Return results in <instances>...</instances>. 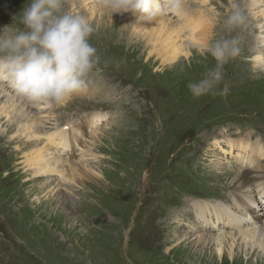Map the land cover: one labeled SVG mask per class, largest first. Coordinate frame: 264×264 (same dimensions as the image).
<instances>
[{
  "label": "rangeland",
  "instance_id": "obj_1",
  "mask_svg": "<svg viewBox=\"0 0 264 264\" xmlns=\"http://www.w3.org/2000/svg\"><path fill=\"white\" fill-rule=\"evenodd\" d=\"M254 1L237 0L247 22L231 33L243 36L242 51L224 66L220 87L229 85L226 97L209 93L194 98L187 83L182 82L189 60L183 56L175 69L164 70L157 55L149 57L152 47L144 50L143 45H138L139 38L143 41L138 32L147 21L137 24L138 16L131 11L120 12L123 18L118 22L124 20L129 29L124 30L122 38L117 37L122 25L117 21L111 25L110 18L104 24L109 27V38L103 39L97 31L92 34L90 43L100 60L85 78L82 93L77 91L60 104L50 102L51 108L42 110V102H30L12 90L17 106L26 103L28 107L31 103L35 115L45 120L43 132L52 133L70 121L79 123L93 111L101 116L100 123L106 112L109 123L89 132L83 147L84 164L101 170L105 177L100 183L96 179L76 185L62 183L60 177L54 176L56 180L47 188L58 187L59 195H64L57 199L43 197L42 177L30 178V166L25 163L30 148L25 139L18 143L0 134V264H233V258L240 260L236 264H264V252L257 247L246 248L240 238L232 258L227 250L220 255L216 242L204 244L208 237H200L205 234L218 236L223 231L236 233L240 229L205 228L188 204L206 200L215 206L233 207L235 195L228 189L241 187L232 176L247 172L240 169V162L232 155L219 150L222 145L227 151L233 150L229 144L232 139L241 145L239 149L245 148L239 138L251 136L252 141H264V81L263 85L260 81L264 80V45L260 43L264 19L254 18ZM29 3L30 0H0V33ZM89 4L88 11L81 12L83 6L77 0H65V10L94 18L98 13L92 16L89 8L94 4ZM183 4L189 15L203 14L209 19L205 32L209 43L225 34L222 22L228 0H183ZM257 5L264 9L260 3ZM165 17L182 23L175 14ZM140 32L146 33L147 29ZM153 34L158 35V30ZM187 34L184 30L181 38L190 44L192 58L197 54L190 59L199 62L197 66L205 73L216 62L212 59L208 63L210 59L199 56L201 51ZM157 46L161 47L160 42ZM141 50L144 52L139 54ZM249 50L262 54L258 66L254 65L256 56ZM234 78L238 79L232 83ZM97 90L104 93L100 98H90L89 93ZM7 98L0 95V105ZM86 118L81 137L91 129ZM5 124L6 118L1 129ZM82 141L79 139L78 145ZM77 152L79 157L81 151ZM261 163L264 168V161ZM45 178L50 179V174ZM247 183L239 192L242 197L251 195L249 189L257 185L250 179ZM37 196L43 200L34 199ZM235 207L242 219V208L239 204ZM263 208L264 204L256 213H262L264 219ZM181 220L184 223L180 225ZM194 224L196 227L191 228Z\"/></svg>",
  "mask_w": 264,
  "mask_h": 264
},
{
  "label": "bare ground",
  "instance_id": "obj_2",
  "mask_svg": "<svg viewBox=\"0 0 264 264\" xmlns=\"http://www.w3.org/2000/svg\"><path fill=\"white\" fill-rule=\"evenodd\" d=\"M77 1L79 6H83L81 12L88 11L86 7L90 5L89 3L97 5V7H94L93 5V8L90 7L89 9L91 10L92 16L94 15V13L98 14H95L94 18H88V20L96 28L97 32L103 34V39H106V37L109 38L110 36L109 32L106 30L109 29V27L104 26V24H106L105 20L107 18H110V20L112 19L111 25L115 24V21L122 25V27H119L118 30V39L119 37L122 38V36L124 35V30H129L127 28V25L124 23V20L118 22L119 19L123 18L122 14L120 13L121 11L115 12L111 7L105 6L103 0ZM257 2L264 6V0H255L252 5V8L255 7V13L253 14V16L255 19H258V17L264 19V9L257 8V6H259L257 5ZM186 6L187 5L185 3V7ZM186 11L183 9L182 12L177 15L179 16L178 19H180V22L182 23L173 22V19L169 21V18L165 17V15L154 20L147 21L146 26L138 32V35L142 37L143 41H141V38H139V40H137V43L140 46L143 45L144 50L152 47V49L149 50V57H152V55H157L156 60H161V64L164 66V70L166 69V67L175 69V64L180 60H184L182 58L183 56L185 57V60H189L190 70L188 68V73L186 72V76L182 79L183 83L188 84L191 81H197L201 79L204 75V72L202 73L201 67L197 66L199 62L191 61L190 58H192L193 56V50L190 44H185L184 39L181 38V34H183L185 30L186 32H188L186 36H189L192 42H194L196 45H200L201 47L209 44L206 39L207 34L205 33L206 27L208 25L207 20L209 21V19L206 18V16H204L203 14L197 17L193 16L192 14L189 15L188 13H186ZM80 13L78 12L76 14ZM134 15L138 16V14ZM185 15L186 18H184ZM136 21L139 25L143 22L142 20L137 19V17ZM210 26H213V24ZM144 29H147L146 33L140 32ZM155 30H158V35L154 36L153 32ZM116 31L117 30H115L114 32ZM241 33L243 35L245 34V32ZM240 37L243 36H239V38ZM155 38L159 40L155 41ZM158 42H160L161 47L157 46ZM260 43H263L264 45V35L260 38ZM144 50H141L139 54L143 53ZM248 52L256 56V58H254L256 60L254 62V65L258 66L257 62H262V54L258 53V51L257 53H254L253 50H249ZM198 55L206 57V59H210L208 60V63L212 62L213 58L210 55L206 53L201 54V52ZM213 62H215V60ZM192 63L193 65L191 67ZM203 63L205 62L203 61L202 64ZM208 63L204 65H209ZM210 66L211 65H209V67ZM237 79L238 78H234L232 83ZM260 81L263 85L262 81L264 80ZM12 90L13 89L8 84H6V82L0 81V95L5 94V96L9 97V99L7 98L5 100V103L0 105V125L2 124V122H4L5 118L7 120V124H5L6 127L5 125L2 126V129L0 127V129L2 130H0V134L6 135L9 141H18V143L21 139H25L27 146L30 148L28 153L26 154L25 163L27 166H30V168L28 167L31 175L30 178L42 177V187L40 188L45 191L43 197L47 196L56 199L59 197H63V193H60L59 195L60 191L58 190V187L56 188L55 186H53L50 189L47 188L49 185H52V182L54 183V181H52L54 179V176L60 177V182L62 183L67 182L77 185V182L81 181L82 185H85L86 181H94L96 179L100 180V183L105 175L101 174V170L95 171L91 168L90 165L84 164L83 158L86 150H83V147L84 143L88 142L89 132H95L97 131V129L103 128V126L109 123L108 114L106 112L102 113V115L105 116L100 123L101 116L93 114L95 113L93 111L90 114H87L83 119H81L79 123H77L76 121H70L64 125L60 124V126L56 128L58 130H55L52 133L43 132L42 126L43 121L45 120L35 115L34 111L32 110L33 104L30 103V106L28 105V107H26V103L22 104V106H17L18 99L15 97V94L13 92L14 90ZM84 90L85 88L78 91V93H82ZM12 92L14 95H12ZM103 93L104 91L100 92L99 90H97L94 93L90 92L89 95L90 98L92 97L94 99L100 98ZM42 104L43 106L39 107L42 110L51 108L50 102H42ZM95 117L97 119H95ZM85 118L87 119L89 127L91 129L85 131V133H83V136L81 137L82 131L84 132V129H82L81 127L85 125ZM91 124L97 125L93 126L92 128ZM45 130L46 129H44V131ZM81 138L83 139V141L78 145V140ZM250 138L251 136L248 137V139L239 138L240 142H242L245 146L244 149H239L241 145H236L238 144V142L234 141L235 139L231 138L232 142H229V144L231 143L232 149H234L227 151L228 148H226L225 145H222V150L220 149L219 151H224L227 154L232 155L233 158L240 162V169L245 170V173L247 172V175L243 174L240 176L242 172H239L238 175L232 176V180H237L239 186L241 187V190L242 187L248 185L247 181L249 179L257 182V185L254 188L249 189V191H251V195L242 197L241 193H239L241 190H237L236 188H229L228 191L235 195V203L233 207L229 205L215 206L206 200H193L188 202L189 206L193 209V213L202 220L203 227L205 226V228H207L209 226V228L211 229H213L214 227H222L225 229L231 228L236 229L237 231L240 229L236 233L232 231L228 233L226 232L225 234V231H223L224 233H219L218 236H215L213 234L207 236V234H205L204 236L200 237L203 239H206V237H208L209 240L204 244L208 242H216L220 255L224 252V250H227L230 258H232L233 253L236 250V242L238 238L241 239L240 243L246 246V248L249 247L251 249H254L255 247H257L264 252V219L261 217L262 213H256V209L261 208V205L264 204V202L262 201V198L264 199V168L260 166L262 165L261 161H264V141L261 138H257V140L252 141L250 140ZM34 140L38 141V143L32 142ZM25 142H23V144ZM78 150L81 151L79 157V153L77 152ZM76 156V159H72ZM241 164L246 165L247 169H244ZM98 172L100 174H98ZM47 174H50L51 177L48 180L45 178ZM43 197L41 198V196H37L34 199H37L40 202L43 200ZM51 202L53 204V199H51ZM237 204H239V207L242 208L239 209V212L242 214V219L237 213L238 211L235 207ZM183 220H181L180 225L184 223ZM194 227H196L195 224L191 228ZM227 241L231 242L230 245L227 244ZM239 261L240 260H238L237 258H233L232 260L233 264H236ZM256 261L259 262L258 260ZM247 262H250V260L248 259Z\"/></svg>",
  "mask_w": 264,
  "mask_h": 264
},
{
  "label": "clouds",
  "instance_id": "obj_3",
  "mask_svg": "<svg viewBox=\"0 0 264 264\" xmlns=\"http://www.w3.org/2000/svg\"><path fill=\"white\" fill-rule=\"evenodd\" d=\"M114 11H131L138 19L151 21L167 14L179 15L183 0H103ZM0 33V81L30 102L60 104L82 90L86 77L99 63L97 49L90 43L96 28L81 15L65 10V0H30ZM247 16L237 3L228 0V12L222 22L225 33L213 42L194 45L201 54L215 60V66L187 88L194 98L206 94L226 97L224 66L237 58L242 49L238 36ZM264 71V69H261Z\"/></svg>",
  "mask_w": 264,
  "mask_h": 264
}]
</instances>
